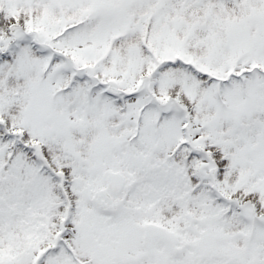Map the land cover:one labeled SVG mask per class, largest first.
Here are the masks:
<instances>
[{"label": "snow or ice", "instance_id": "1", "mask_svg": "<svg viewBox=\"0 0 264 264\" xmlns=\"http://www.w3.org/2000/svg\"><path fill=\"white\" fill-rule=\"evenodd\" d=\"M0 264H264V0H0Z\"/></svg>", "mask_w": 264, "mask_h": 264}]
</instances>
